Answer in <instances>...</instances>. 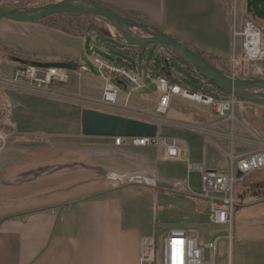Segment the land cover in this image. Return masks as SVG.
<instances>
[{"label": "crops", "instance_id": "1", "mask_svg": "<svg viewBox=\"0 0 264 264\" xmlns=\"http://www.w3.org/2000/svg\"><path fill=\"white\" fill-rule=\"evenodd\" d=\"M96 1L220 59L221 69L229 66L237 42L231 0ZM239 15L241 24L249 17L264 30V0H241ZM46 19H1L0 47L12 54L10 60L8 56L0 60L13 62L8 74L0 70L1 79L10 76L20 61L90 65L98 56L89 45L98 39L95 29L73 33ZM188 70L200 77L195 69ZM86 75L92 80L87 91L99 95L92 109L108 112L101 104L104 81L95 72ZM146 79L141 76L138 92L155 86ZM77 87L85 91V84ZM12 91L22 95L14 98L8 95ZM134 101L137 107L157 111L158 93L155 89L135 99L132 95L129 104ZM4 105L7 115L2 119ZM157 112L158 121H147L157 125L159 137L179 140L181 159L165 160L161 146L117 145L110 137L79 138L82 110L72 88L42 92L0 86V136L5 138L4 144L0 142V264H139L142 240L156 238L158 225L134 197L162 192L197 195L200 191L192 178L199 179L201 188L202 176L188 170L187 160L214 169L208 161L207 131L215 132L225 122L216 114L219 120L214 121L207 107L195 113L190 102L179 98L167 111ZM174 227L181 226L166 230ZM248 264H264V247Z\"/></svg>", "mask_w": 264, "mask_h": 264}, {"label": "built area", "instance_id": "2", "mask_svg": "<svg viewBox=\"0 0 264 264\" xmlns=\"http://www.w3.org/2000/svg\"><path fill=\"white\" fill-rule=\"evenodd\" d=\"M234 22V37L241 38V49H236L229 58L226 73L232 77L253 79L264 78V33L261 27L252 19H244L241 29L236 27L238 18L237 0L232 7ZM111 37L126 43L122 34L116 35L111 31ZM93 68L104 81L102 89V102L113 108L129 106V101L134 92L141 88L140 78L146 76L151 79L158 93L156 109L160 112L167 111L175 98L210 108L221 120L234 125L236 110L242 100L234 94L226 92L221 96L219 89L202 79L206 91L192 89L183 83L181 77L171 79L163 70L152 76L155 60L147 64L140 55L135 57L132 67L119 62L111 63L95 56L92 60ZM163 66V65H162ZM188 69L189 65H183ZM172 69V68H171ZM70 71L78 75L93 73L94 70L87 62L77 64L76 70H70L59 66H43L38 63L17 62L12 74L0 78V86L8 88H32L37 91L49 92L54 82H69ZM173 76V73L171 74ZM118 81H123L124 86ZM225 91V90H224ZM125 95L124 102L121 101ZM117 145L133 146H161L164 149L165 160H177L182 158L180 142L170 137H114ZM0 142L4 144L5 138L0 136ZM229 159L228 171L218 169H206L200 164L187 160L189 171L201 173V191L195 195L208 204L210 221L214 225L227 226L226 235H217L207 245H202L198 238L191 235L189 230L183 227L169 229L163 236L160 250L155 237H145L142 240L139 264H216L218 243L222 239L228 241L231 251L233 244L232 227L234 215L238 204V185L249 176L264 171V149H257L244 154H236L233 150L227 153ZM206 250L209 251L208 258ZM160 258V260H159Z\"/></svg>", "mask_w": 264, "mask_h": 264}, {"label": "rangeland", "instance_id": "3", "mask_svg": "<svg viewBox=\"0 0 264 264\" xmlns=\"http://www.w3.org/2000/svg\"><path fill=\"white\" fill-rule=\"evenodd\" d=\"M62 0H0V5L9 8H36L47 4H53ZM231 6H234V0L230 2ZM238 11L240 12L241 0H237ZM232 11V9H231ZM251 19L246 17V19ZM49 23L58 26L60 28L69 30L73 33L83 34L87 31L88 33L94 30L93 26H98V39L95 41H89V45H94V52L96 55L101 57L102 60L111 63L117 62V58L121 56L115 49L107 46V43L116 45L118 48H123L125 45L118 40L111 37V31L115 32L116 35L121 34L111 23L92 15H75L69 13L57 14L48 17ZM137 20V19H136ZM139 21V20H138ZM238 29H241L240 15L237 21ZM259 25H261L259 23ZM137 34H141L140 30L132 29ZM107 33L104 35V33ZM264 33V30H263ZM108 36V37H106ZM162 47L153 45L149 51V48L144 47L141 51L140 58L145 59L147 64L150 61L155 60L152 76L156 75L162 68V65L166 59L165 53L159 50ZM164 49L167 50L166 47ZM241 49V38H237L236 42V53H239ZM91 53V50H90ZM12 52L7 49L0 47V59L1 56L11 57ZM131 63L135 64V58L123 56ZM10 60V59H9ZM0 60L1 72L7 73L11 70L13 62ZM174 61V67L171 69L173 76L171 79H176L177 76L181 77L188 86L192 89H200L206 91L205 84H202V79L205 78L203 75L197 77L194 75V71L188 70L181 66L182 61ZM222 65V64H221ZM4 67V68H3ZM90 67L93 68L92 63ZM225 69H227L225 67ZM223 71L224 68L222 69ZM96 76V75H95ZM211 84L215 85V82L211 79L205 78ZM150 79H146L149 83ZM92 82L86 74L78 75L75 71H70V82H54L52 88L56 90L61 89H73L74 97L77 99L78 110L91 109L95 107L94 98L99 95L96 92L87 91L86 85ZM85 84L82 91L77 89L79 84ZM87 83V84H86ZM219 88V86H217ZM155 86L143 90L142 92H135L133 98H138L140 95L145 93H154ZM222 91L224 89L220 88ZM81 91L84 93L82 95ZM78 94H77V93ZM21 96L22 93L19 91L8 92V95ZM73 97V96H72ZM102 107L108 110V113L119 114L126 117H132L147 120H157L159 116L158 112L150 110L151 106L137 107V103L130 102L129 106L124 108H117L113 110L108 108L102 101ZM106 106V107H105ZM193 111L195 113L201 112V107L191 103ZM2 119L7 115V106H2ZM107 112V111H106ZM119 112V113H115ZM212 118L214 121L219 120L218 117L214 116L215 113L212 111ZM151 117V118H150ZM158 121V120H157ZM3 121H0L2 124ZM165 126V125H162ZM78 134L79 138L83 135L81 127V119L78 118ZM216 131H207L209 137V165L210 167L222 171H228L229 159L227 153L234 150L236 154H244L255 151L257 149H264V105L242 102L236 110V121L234 125L229 122H223L217 125ZM90 138V137H89ZM90 140V139H89ZM93 140V139H91ZM192 181L195 183L196 190L201 191V188H197L199 179L193 177ZM254 182H262L259 187L254 186ZM134 201L138 203V207L145 208L149 216L153 218V221H157L158 229L156 235V241L160 250V244L162 242V236L167 232V228L170 226H181L189 230L192 236L198 238L202 245H207L217 235H226L228 233L227 226L214 225L210 221V214L208 204L197 196L185 197L181 195L171 193H157L149 195L148 198H141V194H137L134 197ZM232 234L234 237L231 251L228 247V241L222 239L218 243V253L216 264H248L253 256H256L264 247V171L253 174L243 180L238 185V204L236 206L234 223L232 227ZM160 260V258H159Z\"/></svg>", "mask_w": 264, "mask_h": 264}, {"label": "water", "instance_id": "4", "mask_svg": "<svg viewBox=\"0 0 264 264\" xmlns=\"http://www.w3.org/2000/svg\"><path fill=\"white\" fill-rule=\"evenodd\" d=\"M92 15L111 23L121 32L126 40L125 47L107 43L115 49L120 57L117 62L132 67L130 60L123 56L135 58L141 54L144 47L153 45L162 47L159 51L165 53L166 59L162 70L171 76L174 61H182L181 66L189 65L207 79H211L217 86L228 93L234 94L238 99L264 105V78L244 79L228 75L220 67L210 62L205 55L198 52L175 37L166 34L159 28L148 23L138 21L123 15L110 6L96 0H62L36 8H9L0 5V21L3 18L15 21H38L57 14ZM132 29L140 30L137 34ZM164 47L167 48L164 49ZM43 66H59L76 70L77 64L72 62H38ZM184 67V66H183ZM123 86V81H118ZM82 133L85 136L95 137H155L158 127L156 124L137 118L126 117L119 114L103 112L95 109H85L81 115ZM209 251L206 250L208 258Z\"/></svg>", "mask_w": 264, "mask_h": 264}, {"label": "trees", "instance_id": "5", "mask_svg": "<svg viewBox=\"0 0 264 264\" xmlns=\"http://www.w3.org/2000/svg\"><path fill=\"white\" fill-rule=\"evenodd\" d=\"M93 28L99 33V29H98V26L97 27H95V26H93ZM65 31H67L66 29H64ZM107 33L105 32L104 33V35H106ZM205 57L210 61V62H212L214 65H216V66H219L220 65V59H218V58H215V57H213V56H207V55H205ZM225 62V61H224ZM223 63V62H222ZM223 65L225 66V63H223ZM192 68V67H191ZM192 69H194V68H192ZM224 70H225V72L228 70V68L227 69H225L224 68ZM216 87H217V85H215ZM218 88V87H217ZM220 91H222L221 89H220V87L218 88ZM261 183L262 182H254V186H257V187H259V185H261Z\"/></svg>", "mask_w": 264, "mask_h": 264}]
</instances>
